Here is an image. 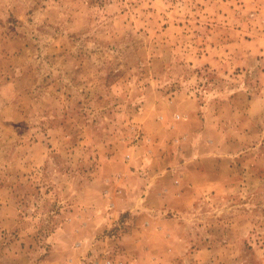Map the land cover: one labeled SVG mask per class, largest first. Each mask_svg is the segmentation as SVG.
Segmentation results:
<instances>
[{
    "label": "rangeland",
    "instance_id": "rangeland-1",
    "mask_svg": "<svg viewBox=\"0 0 264 264\" xmlns=\"http://www.w3.org/2000/svg\"><path fill=\"white\" fill-rule=\"evenodd\" d=\"M0 264H264V0H0Z\"/></svg>",
    "mask_w": 264,
    "mask_h": 264
}]
</instances>
